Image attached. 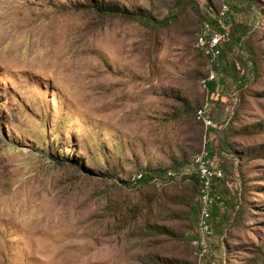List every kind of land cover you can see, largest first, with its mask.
Here are the masks:
<instances>
[{"label":"rangeland","instance_id":"obj_1","mask_svg":"<svg viewBox=\"0 0 264 264\" xmlns=\"http://www.w3.org/2000/svg\"><path fill=\"white\" fill-rule=\"evenodd\" d=\"M225 4L208 56L196 39ZM205 135L225 178L201 257ZM262 245L264 0H0V264H245Z\"/></svg>","mask_w":264,"mask_h":264},{"label":"built area","instance_id":"obj_2","mask_svg":"<svg viewBox=\"0 0 264 264\" xmlns=\"http://www.w3.org/2000/svg\"><path fill=\"white\" fill-rule=\"evenodd\" d=\"M230 12L229 5L222 6L220 11L215 15L214 21L204 23L203 31L196 39V45L206 55L217 57L221 53L223 42L228 39L229 31L226 25V18ZM213 25L216 26L213 27ZM216 79V75L211 73L204 78L201 83L207 87L209 82ZM196 117L201 121L206 129L215 128L216 124L210 117V107L208 103L202 104L196 111ZM229 119L225 122L228 125ZM194 175L199 182V200L200 213L197 223V237L193 240L192 245L197 253L203 257L208 252L209 240L213 235L212 218L213 209L220 202L221 197L216 191V182L224 178V171L213 163L212 155L207 147V136H204V145L199 153L193 158ZM169 176H175L173 171H168ZM145 174L136 173L132 180L137 183L144 179Z\"/></svg>","mask_w":264,"mask_h":264},{"label":"trees","instance_id":"obj_3","mask_svg":"<svg viewBox=\"0 0 264 264\" xmlns=\"http://www.w3.org/2000/svg\"><path fill=\"white\" fill-rule=\"evenodd\" d=\"M97 4H98L97 8H98V9L101 8L100 10H102L103 12H108V11H110L111 14H123V15H126L127 12H128V11L125 10L124 8H122V9H121V8H118L117 5L112 6V5H110V4H108V5L106 4V5H107V7H106L105 4L102 3V2H100V1H99ZM112 12H113V13H112ZM245 38H247V35L245 36ZM185 106H187V105L185 104ZM192 109H193V108H192ZM235 110H236V103H235V107H234V113H235ZM195 112H196V111H195ZM233 116H234V114H233ZM233 116L230 118L229 123H228L227 126L230 125V123H231V121H232V119H233ZM233 153H234V155H235V157H234V162H233V166H235L237 170L241 171L242 168H243V163H242L241 159H243V158L245 159V157H249L250 154L237 153V152L234 151V150H233ZM157 172H159V173H164L165 171L158 170ZM224 178H225V174H224ZM224 178H223V179H224ZM194 180H195V182L198 184V187H199V182H198V180L196 179V177H195ZM218 182H219V181H218ZM216 184H217V182H216ZM198 189H199V188H198ZM215 189H216V191H217V188H216V187H215ZM246 219H248V217L246 216L245 211L240 210V209H237V210L231 215V217H230V219H229V226H230V228L235 229V228L238 226V223L245 225V221H246ZM240 248H241V247H240ZM229 253H230L231 255H232V254L235 255V254H236L235 247H232V248L229 250ZM234 258L236 259L237 257H234ZM237 260H238V258H237ZM245 261H246L245 264H264V245H262V246L256 248V251H255V253H254V256H253V257H250V258H247Z\"/></svg>","mask_w":264,"mask_h":264}]
</instances>
